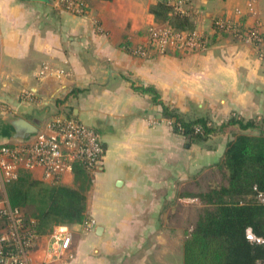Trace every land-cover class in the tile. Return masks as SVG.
Segmentation results:
<instances>
[{"label": "crops", "instance_id": "1", "mask_svg": "<svg viewBox=\"0 0 264 264\" xmlns=\"http://www.w3.org/2000/svg\"><path fill=\"white\" fill-rule=\"evenodd\" d=\"M85 1L88 11L77 15L54 0H0V147L48 133L59 114L101 135L104 158L85 190L95 225L70 224L73 257L52 264H184L197 219L186 222L182 209L204 207L197 195L219 177L229 141L251 129L228 125L190 142L142 88L155 87L188 121L264 118V61L252 44L214 28L224 18L264 35V0H194L182 29L158 7L168 0ZM160 27L197 32L203 45L135 56ZM26 174L47 185L38 172ZM0 198L8 199L1 177ZM51 229L41 230L33 264L45 260Z\"/></svg>", "mask_w": 264, "mask_h": 264}, {"label": "trees", "instance_id": "2", "mask_svg": "<svg viewBox=\"0 0 264 264\" xmlns=\"http://www.w3.org/2000/svg\"><path fill=\"white\" fill-rule=\"evenodd\" d=\"M162 12H170L168 1L158 4ZM159 9V10H160ZM161 13V11H160ZM159 15V11H156ZM177 28H183L185 17L173 16ZM142 90L154 95V102L163 107L167 120H172L175 133L190 142L205 140L228 125L242 130L256 129L255 134L237 133L228 143L225 156L218 164L226 184L209 188L197 196L204 203L195 226L184 242V264H261L264 243L248 238V230L264 237V118L245 120L232 116L216 126L206 117L186 120L175 109L160 100L153 86ZM219 128V129H218ZM76 186L46 185L22 171L17 180L7 183L8 199L13 206H33L34 212L24 210L28 219H35L40 231L56 224L84 223L87 219V196L92 176L81 164L75 165ZM42 183L39 191L33 186Z\"/></svg>", "mask_w": 264, "mask_h": 264}, {"label": "built area", "instance_id": "3", "mask_svg": "<svg viewBox=\"0 0 264 264\" xmlns=\"http://www.w3.org/2000/svg\"><path fill=\"white\" fill-rule=\"evenodd\" d=\"M57 5L77 15L88 11L85 0H54ZM194 0H168L174 15H186ZM218 32L234 33L256 47L264 61V35L257 29H244L227 19L214 21ZM151 37L162 49L168 44L184 50H193L203 45L197 32H182L171 27L152 31ZM144 47L133 48L135 56L144 54ZM172 125V120H167ZM105 146L101 135L94 128L74 117L57 115L48 124V133H37L32 140L0 147V177L4 184L17 180L22 171L38 172L40 180L49 185L66 186L74 175L76 164L88 171H96L102 164ZM83 225L91 229L95 220L87 219ZM248 238L264 243V237L256 236L251 229ZM41 231L35 219H28L24 210L13 206L9 199L0 198V264H33L35 251L41 239ZM50 247L41 264L72 258L70 252L73 231L68 224H56L49 234ZM261 264H264L261 263Z\"/></svg>", "mask_w": 264, "mask_h": 264}, {"label": "rangeland", "instance_id": "4", "mask_svg": "<svg viewBox=\"0 0 264 264\" xmlns=\"http://www.w3.org/2000/svg\"><path fill=\"white\" fill-rule=\"evenodd\" d=\"M171 28H173V27H171ZM151 34H150V37L148 38V41L146 42V44H144L143 46H141V47H144L143 50H144L145 53L142 54L143 56H146V55L150 54L151 52H149V51H151L152 49H155L158 52H160V53L163 54V53H166V51L168 52L171 49L180 50V51H194L195 49L201 47V46H199V47H197V48H195L193 50H184V49H181L180 47H178L176 45L168 44L167 46H165L162 49L161 47H159L158 45H156L155 41L151 37ZM229 34L233 35L234 37H237V38L241 39L239 36H237L234 33H230L229 32ZM201 37H202V35H201ZM257 132L258 131L256 129H251L249 131L250 134H255ZM211 178H212V176H211ZM213 178H214V181L211 182V183H209V184H207L209 186L208 187H205L204 188L205 190L206 189H209V188H212V187H215V186H219V185H222V184H226L227 183V180L225 179L224 172H221L220 171L219 177L217 178L216 176H213ZM208 182L209 181H207L206 183H208ZM42 187H43L42 186V183L41 184H37L36 186H33L32 191L37 192V191H39V188H42ZM202 209H203V207L200 208L199 206L197 208H195V206L191 203L188 208L185 207L184 209H182V219H184L186 222L187 221H191V223H192V220H190V219H192L193 215H196V219H198L199 218V215L202 212ZM23 210H25V211H27L28 213H31V214L34 212L33 206H31V205L28 206V207H24Z\"/></svg>", "mask_w": 264, "mask_h": 264}, {"label": "water", "instance_id": "5", "mask_svg": "<svg viewBox=\"0 0 264 264\" xmlns=\"http://www.w3.org/2000/svg\"><path fill=\"white\" fill-rule=\"evenodd\" d=\"M25 131H27L28 133H31V132H37V129L35 127H33L32 125L28 124V123H24V122H21V125H20Z\"/></svg>", "mask_w": 264, "mask_h": 264}]
</instances>
